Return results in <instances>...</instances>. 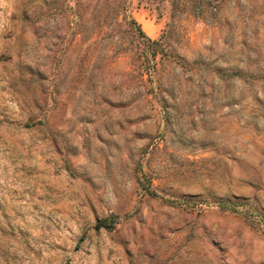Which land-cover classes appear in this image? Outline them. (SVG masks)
<instances>
[{"label": "rangeland", "instance_id": "1", "mask_svg": "<svg viewBox=\"0 0 264 264\" xmlns=\"http://www.w3.org/2000/svg\"><path fill=\"white\" fill-rule=\"evenodd\" d=\"M0 264H264V0H0Z\"/></svg>", "mask_w": 264, "mask_h": 264}, {"label": "trees", "instance_id": "2", "mask_svg": "<svg viewBox=\"0 0 264 264\" xmlns=\"http://www.w3.org/2000/svg\"><path fill=\"white\" fill-rule=\"evenodd\" d=\"M150 39V38H149ZM114 217V216H113ZM116 217V216H115ZM110 221V223H109ZM112 223H114L113 220H111V218L107 217V218H104L103 220L99 221L97 224H96V228L97 229H102V228H112Z\"/></svg>", "mask_w": 264, "mask_h": 264}]
</instances>
